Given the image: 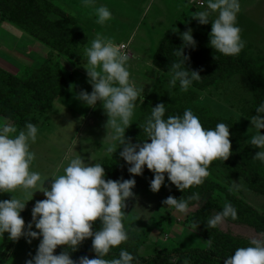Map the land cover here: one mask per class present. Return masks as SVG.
Masks as SVG:
<instances>
[{
  "label": "clouds",
  "instance_id": "1",
  "mask_svg": "<svg viewBox=\"0 0 264 264\" xmlns=\"http://www.w3.org/2000/svg\"><path fill=\"white\" fill-rule=\"evenodd\" d=\"M85 7H94L96 22L104 25L112 19L111 10L105 5L97 6L96 0H81ZM241 11L240 0H206V6L192 16L200 25L211 21L210 46L224 56H237L245 47L237 17ZM213 13L215 19H211ZM182 45L175 55L179 59L169 67L172 88L179 84L182 91H188L194 82L201 80L198 70L185 66L189 57L185 48H195L196 41L192 29L180 34ZM88 83L91 93L80 91L76 99L83 105L95 107L101 102L107 121L102 140L104 155L113 156L118 148L128 165V173L133 177L117 180L105 179L102 163L86 162L82 155H73L70 150L61 174L44 177L31 170L35 153L31 145L38 139V128L26 122L19 131L6 120H0V194L11 193L10 200H0V238L8 234L10 241L24 237L28 243L39 239L36 252L25 264H134V256L121 249L118 257L105 259L112 248L129 240V233L123 223L126 202L135 196V176L142 175L145 166L154 178L150 190L159 192L167 180L182 191L193 185H201L209 175L212 161H226L231 153L230 131L225 123H217L214 128H204L191 109L182 115L165 118V104L158 103L151 108L142 126L146 139L133 143L126 138V129L133 123L137 100L144 102V84L137 83L129 71L130 55L111 38L97 34L84 49ZM159 71V69H157ZM256 115L248 117L255 134L246 141L259 149L253 159L264 163V101L256 108ZM150 141V142H149ZM51 180L49 187L45 181ZM241 185L234 182L230 190L238 191ZM23 195H13L16 191ZM42 192L45 199L37 200L31 211V221L25 226L20 215L34 193ZM199 193L187 199L168 196L162 204L180 214L189 211L190 202L198 201ZM238 218L237 209L226 202L222 210L209 217L207 226L217 228L227 219ZM100 227L94 230V223ZM33 226L36 230H33ZM91 238L95 258L82 256L71 258L70 252ZM58 246L64 250L55 254ZM68 249H71L69 251ZM138 264V262H137ZM184 264H189L186 259ZM223 264H264V234L250 239L249 246L235 249L233 254L223 259Z\"/></svg>",
  "mask_w": 264,
  "mask_h": 264
},
{
  "label": "rangeland",
  "instance_id": "2",
  "mask_svg": "<svg viewBox=\"0 0 264 264\" xmlns=\"http://www.w3.org/2000/svg\"><path fill=\"white\" fill-rule=\"evenodd\" d=\"M110 1L96 0V3L100 2L97 6L105 5L111 10L112 19L105 24L114 26L116 28L114 31H121L117 33L121 37H124L127 32L141 22L140 13L144 14V12L148 16L146 22L152 17H155V20L168 18L172 21L175 19V22L179 23V27L173 28L177 36L191 28L194 37L196 34L195 22L198 21L192 16L196 11L202 10L204 5L201 1L192 0H150L148 3L152 2L153 4L145 5L146 0ZM9 2L11 0H0V39L6 42L5 45L0 44V58L3 60H7L10 55H17L9 48L15 42L10 40L5 32L12 35L15 34V29L25 32L24 29L15 27L6 19L13 12V8L7 5ZM142 5L144 6L142 7ZM50 6L57 9L56 12L54 11L56 14H51V18L59 23H72V18L75 16L74 8L77 9L82 22L92 13L96 18L94 7L83 6L81 0H37L34 4L38 16L41 14L40 10H47ZM256 6L250 12L239 13L237 24L241 28V37L245 41L244 48H249L255 58L264 60V2L258 3ZM45 15L47 14L45 13ZM215 16L216 14H213L211 19H215ZM207 26L210 33L211 21ZM54 29V33L51 35L57 34L64 37L63 33L66 30H62L63 28L59 26H55ZM75 36L81 43L85 39L83 35L84 39L79 34ZM66 37L68 38L67 35ZM53 59V63L49 65L52 76H56L59 69H63L66 78L69 76L72 78L74 66L80 68L77 61L64 55L57 54ZM14 60L18 62V58ZM5 62L0 63V71L14 76L22 83L30 79L33 73L43 65H36L25 72L20 68L19 72L15 73L13 64ZM170 79V73H165L163 85L172 94L186 95L188 91L196 90L191 87L186 92L182 91L178 83L175 88H172L169 85ZM257 79L258 82H264V65L259 68ZM84 84L87 86L88 92L91 93L92 88L88 80ZM256 84L247 77L237 76L227 81L219 90L210 89L206 93L195 95L194 100L196 103L198 101V103L204 104H212L215 101L226 108L228 107V110L233 112L229 113L231 118L235 120L239 118V122H236L237 126L247 141L256 131L251 127L249 118L244 116V114L249 117L256 115L253 105ZM5 87L8 89L2 92L0 98V120L10 122L18 131L24 127L26 122H31L38 128V139L35 144L31 145V151L35 153L31 170L40 172L44 177L53 173L61 174L62 165L67 163L65 156L70 150L73 155H82L86 162L100 161L104 153L102 140L105 136L104 124L107 121V116L99 113L102 105L99 104L100 107L95 112L86 113L85 111L84 114H81L78 111L64 110L62 100H60L55 103L51 113H42L38 108L41 101L37 98L39 96L37 90L27 91L22 87L9 86L8 84ZM73 91L76 92L74 89ZM82 107L86 106L82 105ZM139 108L140 104L134 114V122L126 130V138L128 131L150 115V113L144 115L143 108L141 110ZM78 115L82 116L79 120L77 119ZM261 134H264V129H261ZM254 149L259 151L257 148ZM120 150L118 148L114 154H118ZM91 156L95 161L91 160ZM217 162V160L211 162L208 167L209 175L205 178L204 183L199 185L203 187L202 200L189 206V211L186 214H180L162 204V201L168 196H173L176 188L167 180V174H165V185L161 186L159 192L154 193L150 190V181L154 175L145 166L143 174L134 177L136 180V185L133 188L135 196L126 202L129 214L124 226L129 233V240L111 250L120 252L121 249H125L134 257H150L164 250L176 249H202L220 256H229L235 249L249 246L250 239L264 234V196L252 191L244 179L220 168ZM130 178L133 177L129 174ZM234 182L241 185L238 191L230 190ZM50 184V179L45 181L46 187H49ZM13 195L22 196L23 194L18 190ZM11 197V193L0 194V200H10ZM43 199H45L43 193L36 192L33 199L27 202L25 210L20 213L25 221V226L32 219L31 211L35 202ZM226 202H230L237 209L238 218L236 220L229 218L219 227L209 228L207 220L222 210ZM33 230H36L34 226ZM38 244L39 239H33L31 243H28L24 237L18 241H10L8 234L5 233L4 237L0 238V264H25V261L35 254ZM78 249L70 252L71 258L79 254ZM189 264L222 263L193 260L189 261Z\"/></svg>",
  "mask_w": 264,
  "mask_h": 264
},
{
  "label": "trees",
  "instance_id": "3",
  "mask_svg": "<svg viewBox=\"0 0 264 264\" xmlns=\"http://www.w3.org/2000/svg\"><path fill=\"white\" fill-rule=\"evenodd\" d=\"M36 1L37 0H11L7 5L13 8V12L10 13L6 19L15 27L22 30L24 29L25 33L32 38L43 42L50 50L47 57L48 59L41 65L39 70L33 73L30 79L23 83L15 79L14 76L0 71V98L2 97V92L8 89L5 87L6 84L9 86L22 87L23 90L27 91L37 90L39 93L37 98L41 101L38 108L42 113H50L55 101L66 96L70 89V80L72 78H70V76L66 78V73H64L63 69H59L58 74L52 76L49 65L53 63V58L57 54L64 55L78 63L81 60V55L75 47V42H81L75 36L79 33H72L65 25L51 18V14L53 13L54 15L57 11L54 6L48 7V12H46L47 10H40L41 14L38 16L36 13L37 9L34 7ZM45 13L47 15H45ZM55 26L62 27V30H66L63 33L64 37L57 34L51 35L54 33ZM177 27H179V23H175L173 26L174 29ZM173 28L166 33L154 57V64L164 73H169L170 65L179 59V57L175 55V52L183 43L180 36L176 35ZM195 28L196 34L193 38L196 41V46L195 48L191 46L185 48V55L189 57L185 66L192 71L198 70L202 77L200 81L194 82L192 86V88L196 90L192 92L188 91L186 95L172 94L169 90L164 88L162 82L146 98V101L140 106V110L143 108V114L146 115L147 113H151V108L156 104L164 103L166 108L165 118L169 115H182L185 109H191L192 112L199 117L204 128H214L217 123L221 122L228 125L230 128L232 154L226 161L217 159V165L231 174L244 179L252 191L264 196V163L253 159L258 150L247 144L241 129L237 126V121L233 118L226 119L217 116L210 107L202 106L198 101L196 103L194 100L195 95H200V93L210 89L219 90L227 81L237 76H244L257 83L255 86L256 95L253 103L254 108H256L264 101V82L257 81V72L259 68L264 65V60L255 58L251 54L249 48H244L237 56H224L215 52L210 46L208 26L200 25L198 22H195ZM79 35L84 39L82 34ZM84 41L82 43H84ZM197 98L199 99V96ZM244 116H247V119L249 117L247 114H244ZM144 120L145 119H142L133 129L128 131L127 138H131L133 143L143 141L147 138L142 130ZM119 152L102 163L105 168L106 180H117L121 177L129 179L127 169L130 165L120 158ZM193 193H199L200 199L190 202V206H192L202 200L203 187L193 185L188 189H184L183 192L175 188L173 196L176 199H187ZM124 211L125 215L122 218L123 223H125L128 217L129 208L126 207ZM99 227V221H96L94 223V230ZM63 250V246H58L55 250V254H59ZM78 253L79 254L75 255L72 259L78 261L82 256L95 258V253L92 250L91 238L81 243ZM118 255V251L110 250L105 259L116 258ZM226 257L227 256H220L202 249H176L164 250L150 257H134V264H137V262L138 264H184L186 259L188 261L203 260L223 264V259Z\"/></svg>",
  "mask_w": 264,
  "mask_h": 264
},
{
  "label": "crops",
  "instance_id": "4",
  "mask_svg": "<svg viewBox=\"0 0 264 264\" xmlns=\"http://www.w3.org/2000/svg\"><path fill=\"white\" fill-rule=\"evenodd\" d=\"M149 1L150 0H146L144 5L153 4L152 2L148 3ZM192 1H201L204 4V5L202 4L203 7L206 6V0H192ZM100 2H97L96 4H100ZM261 2H264V0H240L241 10L243 11L245 9V11L243 12L241 11L240 13L241 14L247 13L254 10L258 6V5L256 6V4ZM144 5H142V7ZM76 10L77 9L74 8L75 12L74 11L73 12L75 16L74 18H72L73 22L72 23L62 22V24L65 25L72 33L82 34L85 38L84 43L75 42V47L77 48V50L80 52L81 55V60L78 62L79 67L84 68L83 66L85 63L84 49L86 46L90 45L91 41L97 36V34H102L103 36L111 38L115 43L121 45L123 49L129 53L130 55L129 71L131 73L132 78L137 83L145 85L144 88V95H145L144 102H145L146 98L151 94V92L156 87H158L164 80L165 73L161 71L158 67H156V65L154 64V57L159 47L161 46L166 33L169 30H171L174 24L176 23L175 19H172V21H170V19L168 18H163V19L159 18L155 20V17H152L149 18V20L146 22L148 16L145 14V12L144 14L140 13L141 14L140 17L142 18L141 22L138 25H136V27L133 28L131 31L127 32L124 35V37H121L117 34L118 32L121 31H114L116 30L114 26L112 27V26H108V24L107 25L98 24L96 22L97 17L95 18L93 13L90 14V16L85 17V21L82 22L81 16H79ZM239 15L240 14H238V16ZM5 33L7 34V36H9L10 40L15 42L14 45L10 46L9 48L10 50L13 51V53L17 55L8 56L7 60H3L2 58H0V63H3L4 61L6 62L8 61L9 64H13V67H15L14 72L18 73L20 68H22L23 71L25 72L27 69H31L36 65H41L46 61V58L48 57L50 50L43 42L32 38L25 32L17 31L16 29L14 35L9 34L7 32ZM0 44L5 45L6 42L0 39ZM15 58H18V62L14 60ZM80 68L74 66L73 77L70 80V89L65 97L57 101L62 100L61 102L63 104L62 107L66 111H73V112L78 111L81 114H84L85 111L86 113H92L95 112L98 109V107H100L101 102L98 101L95 107H88V106L82 107L83 104L76 99V94L79 93L80 91L84 90L88 92V88L84 84L86 80H88L87 70L85 68L84 69H80ZM157 69H159V71H157ZM73 89L76 90V92L75 91L72 92ZM208 91L210 90L204 91V93ZM57 101H55V103ZM136 103L137 106L139 104L140 106H142L143 104L140 102V100H137ZM200 105L210 107L217 116L220 117L223 116V118L226 119L231 118L229 113H233L230 109L228 110V107L226 108L224 105L220 103H216L215 101L212 104L200 103ZM100 108L101 109L99 113L106 115L103 107ZM136 111L137 108L135 110V113ZM81 118L82 116L78 115L77 119L79 120ZM236 120L237 122H239L238 121L239 118L238 119L236 118ZM132 122H134V117ZM131 125L129 126V128L131 127ZM114 155L115 154H113V156ZM107 159L108 157H106L103 153L99 162L103 163Z\"/></svg>",
  "mask_w": 264,
  "mask_h": 264
}]
</instances>
